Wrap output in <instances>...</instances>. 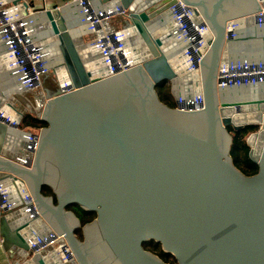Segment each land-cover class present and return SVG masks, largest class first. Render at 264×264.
Instances as JSON below:
<instances>
[{"label":"water","instance_id":"95a60500","mask_svg":"<svg viewBox=\"0 0 264 264\" xmlns=\"http://www.w3.org/2000/svg\"><path fill=\"white\" fill-rule=\"evenodd\" d=\"M177 1L121 0L129 12L138 65L112 78L102 61L94 62L100 70L88 65L87 58L100 52L85 43L86 31L79 25L75 30L73 8L40 9L34 2L14 1L24 5L27 15L29 7L38 13L26 20L34 23L33 37L47 54L48 68L69 91L50 98L42 110L40 119L48 127L39 135L31 171L2 157L4 139L18 134L24 139V133L0 123V174L5 175L0 180L12 181L22 203L16 181L23 183L37 209L36 219L22 208L19 221L16 212L3 213L5 252L30 253L28 240L56 231L65 236L78 264H167L145 249L150 241L160 243L176 264H264V149L261 154L255 150L257 140L264 145V85L217 87L221 65L264 58V16L261 27L258 23L262 1L181 0L213 33L201 68L191 72L184 66L186 45L176 40L178 25L169 12ZM247 21L253 29L244 35ZM178 53L181 58L173 59ZM0 58V94L10 99L18 88L1 43ZM5 83L12 88L7 94L1 91ZM163 83L172 86L175 98L203 93L205 110L171 109L156 92ZM246 90L253 100H243ZM6 110L21 125L24 114L13 104ZM250 114L256 121L235 119ZM248 127L260 128L248 138L249 156L259 167V174L249 177L234 164L229 132ZM48 186L57 204L43 196ZM12 202L18 205V199ZM74 205L96 213L97 219L82 226L69 210ZM81 229L83 241L77 234ZM53 261L34 254L27 264Z\"/></svg>","mask_w":264,"mask_h":264},{"label":"built area","instance_id":"2783aa9c","mask_svg":"<svg viewBox=\"0 0 264 264\" xmlns=\"http://www.w3.org/2000/svg\"><path fill=\"white\" fill-rule=\"evenodd\" d=\"M15 0H0V43L4 44L8 51V71L16 81L17 91L13 95H29L43 88L46 78L52 73L48 68L49 62L45 51L40 42H37L32 28L33 21L26 20L27 16L38 14L32 8H28L27 15L24 5H14ZM110 1V0H108ZM261 2V12L258 14L259 26H262L264 16V0ZM28 6L34 2L35 8L52 9L53 6L71 7L75 15L74 18L79 22V28L88 32V38H84L87 45H91L100 52L101 61L108 69V77L127 72L136 68L137 63L134 59V49L129 48L126 41L130 37L127 30H121L116 20L123 19L128 24L129 12L121 7V0H111L115 2L114 6L99 9L95 7V2L91 0H35L27 1ZM50 2L52 7L49 8L47 3ZM104 0H99L103 4ZM40 4V5H39ZM58 10V9H57ZM178 29L176 39L186 45L184 52L185 67L188 71H196L201 68L203 57L210 50L213 33L208 24L199 21L196 17L195 9L184 4L181 0L169 8ZM128 26V25H127ZM129 27V26H128ZM233 30L239 28V24H232ZM78 28H76L77 30ZM211 36V40L210 37ZM237 35L231 34L232 38ZM209 38L210 41L207 40ZM217 87L221 90H230L233 88H243L246 86H263L264 85V58L259 62L240 61L221 65L217 71ZM69 91L67 83L64 86L59 83V90L55 94L43 95L37 104L38 110H44L46 102L55 96ZM12 95V96H13ZM48 95L50 96L48 98ZM12 98V97H11ZM10 98V99H11ZM175 98V97H174ZM13 100L15 98L13 97ZM175 109L183 112H197L205 110L204 94H182L175 98ZM8 110L0 108V123L10 128H15L24 133L26 149L20 155H15L11 160L23 166L25 169L33 170V158L38 150L39 135L34 134L31 130L21 128ZM17 189L20 190L24 203L19 208L24 209L31 219H36L37 209L35 207L34 197L26 189V186L20 181H16ZM23 202V200H22ZM17 204L13 203L9 197L5 181L0 180V216L4 212L16 211ZM31 248L30 253L23 250L11 252L10 264H27L33 258L34 254H40L44 259L51 260L52 264H78L75 260L74 253L68 245L65 236H59L56 231H50L46 235H34L28 240ZM58 254V258L56 256Z\"/></svg>","mask_w":264,"mask_h":264},{"label":"trees","instance_id":"16d2710c","mask_svg":"<svg viewBox=\"0 0 264 264\" xmlns=\"http://www.w3.org/2000/svg\"><path fill=\"white\" fill-rule=\"evenodd\" d=\"M60 1V0H58ZM156 92L159 95V98L162 103L166 104L171 109H175V99L173 93L171 92L170 85L168 83H163L156 88ZM48 127V123L42 121L40 118H37L32 115L24 117L21 122V128L32 129L42 131ZM258 128L248 127L243 131L236 132L233 128L229 129L230 134L232 135L233 145L231 148V157L234 160L235 166L247 177L255 176L259 173L258 165L252 160L249 156L250 148L247 145L246 138L250 133L257 131ZM42 194L45 197H53L55 204L58 203L57 196L54 195L53 190L48 186L44 187ZM69 210L74 212L78 219L81 221L82 226L89 224L97 219V214L93 212L84 211L79 206H71ZM80 237V241H83L82 230L77 233ZM145 249L149 252L155 253L161 260L165 263L176 264L177 261L171 254H166L160 243L155 241H150L145 244Z\"/></svg>","mask_w":264,"mask_h":264},{"label":"crops","instance_id":"0c3cea01","mask_svg":"<svg viewBox=\"0 0 264 264\" xmlns=\"http://www.w3.org/2000/svg\"><path fill=\"white\" fill-rule=\"evenodd\" d=\"M27 1H30V0H27ZM32 1H35V0H32ZM111 1V0H110ZM110 1H108V0H104V3L101 5V4H99V0H94V2H95V7H97V8H99V9H103V8H106V7H110V6H114L115 5V2H112V4H111V2ZM48 3H50V2H48ZM40 5V4H39ZM71 14L72 15H75L74 14V12H71ZM201 18H203V17H200L199 16V18H197L199 21L200 20H202ZM73 20H75V18H74V16H73ZM78 20H76V22H77ZM117 21V25H118V27H120V29H122V26L123 25H126L127 26V24H126V22L125 21H123V19H119V20H116ZM246 24L247 25H245V27L243 28V34L244 35H248L249 34V32L251 33V31H252V27H251V25H253V23H249L248 21L246 22ZM77 26H78V22L76 23V27H75V30H76V28H77ZM127 29H129V27H127ZM86 39L88 38V32H87V28H86ZM208 37H210V40H211V36L209 35ZM207 40L208 41H210L209 40V38H207ZM38 42H40L39 40H38ZM133 42V40H132V37H129L128 38V40L126 41V43H127V45L129 46V48H133L134 50H135V46H134V43H132ZM41 43V42H40ZM131 43V44H130ZM210 45H211V43H210ZM209 45V46H210ZM211 47V46H210ZM239 48H236V50L235 51H237ZM210 51V50H209ZM181 58V57H180ZM88 60V65H90L91 67H94V62H95V60H100L101 61V57H100V55L99 54H97V53H95V54H92V57H88L87 58ZM7 63V62H6ZM101 63H103V61L101 62ZM8 64V63H7ZM186 81H188V80H186ZM174 96V95H173ZM175 99V98H174ZM3 146H2V152H1V154H2V157L3 158H5L6 160H12L13 158H14V156L15 155H17V154H20V153H23L24 152V147H23V145H24V139L18 134L17 136H14L13 138H11V137H6V139H4V141H3ZM23 144V145H22ZM5 173H10V172H7V171H4ZM0 176H5V175H2V174H0ZM3 181H5V185H6V187H7V190H8V194H9V197H10V199L12 200V201H15V200H17L18 199V205H17V209H16V217H15V221L16 220H18V218L19 217H21V216H23V215H20L19 213H18V211H20V204L22 203V200L18 197L19 196V194H18V192L16 191V189H15V187H14V185H13V183H12V181H10V179L8 178V177H3V178H1ZM18 215H20V216H18ZM2 216H0V218H1ZM20 220V219H19ZM18 220V221H19ZM1 243H2V239H1V237H0V264H10V255H11V252L10 253H7V252H5L4 251V249L1 247Z\"/></svg>","mask_w":264,"mask_h":264},{"label":"rangeland","instance_id":"374dc122","mask_svg":"<svg viewBox=\"0 0 264 264\" xmlns=\"http://www.w3.org/2000/svg\"><path fill=\"white\" fill-rule=\"evenodd\" d=\"M115 25H117V24L115 23ZM127 27L128 26L123 25L121 30H127ZM132 43H134L135 47L137 46V44H135V41H133ZM140 53H142V52L140 51ZM2 63H3V61H2ZM98 63L94 64V66L97 65ZM96 68H99L98 65H97ZM99 70H100V68H99ZM186 80H187V78L185 79L184 82H185L186 85H188L190 83V81L188 82ZM5 85L6 86L4 87V90H1V91H3L6 94V89L7 88H11V87H10L9 84L5 83ZM171 87L172 86L170 85V89H171ZM58 90H59V80L56 79V77L54 76V73L52 72L46 78V81H45V84H44L43 88H41V89H39V90H37L35 92L29 93V95H20V96H18V95L14 94L11 99H8V98H3L1 96V94H0V108L6 109L8 104H11V105L13 104L14 107L19 112L24 114V117H26V116H28L30 114V115L35 116L37 118H41L42 111L38 110V107H37L38 105L37 104L39 103V101L41 100L43 95H46V94L52 95V94H55L56 92H58ZM13 97L15 98V100H13ZM49 97L50 96L48 95V98ZM3 99H5V100H3ZM31 131L34 134H36V135H41V132H42V131H39V130H32V129H31ZM250 135H251V133L246 138L247 144H248V141H249L248 138H249ZM78 238L80 240L79 236H78Z\"/></svg>","mask_w":264,"mask_h":264},{"label":"bare ground","instance_id":"6f19581e","mask_svg":"<svg viewBox=\"0 0 264 264\" xmlns=\"http://www.w3.org/2000/svg\"><path fill=\"white\" fill-rule=\"evenodd\" d=\"M47 5H48L49 8L52 7V4H51V3H47ZM0 61L2 62V59H1V58H0ZM1 65H2V64H0V67H1ZM0 80H1V76H0ZM3 82H4V81H2L1 83L4 84ZM10 89H12V88H7V89H6V94H7V92L11 91ZM14 93H15V92H14ZM12 95H13V93H12ZM12 95H11V97H12ZM11 97H10V98H11ZM230 97H231V96H230ZM238 97H239V96H237V95H233L231 98H238ZM39 102H40V101H39ZM40 103H41V102H40ZM11 113L13 114V113H15V112L13 111V112H11ZM15 114H16V113H15ZM224 114H225V115H228V114H230V112H228L227 110H225V111H224ZM233 117H235V116H233ZM235 119H236V121H237L238 123H240V124L243 123L244 121H247V120L250 121V123L256 121V118L254 117V115H251V114L248 115L247 118H244V117H243V118L235 117ZM28 130H31V129H28ZM255 143H257V144H256V149H255V150L257 151V153L259 152V153L261 154V153L263 152L264 145H262V143H260L259 140H257Z\"/></svg>","mask_w":264,"mask_h":264},{"label":"flooded vegetation","instance_id":"af4514ba","mask_svg":"<svg viewBox=\"0 0 264 264\" xmlns=\"http://www.w3.org/2000/svg\"><path fill=\"white\" fill-rule=\"evenodd\" d=\"M78 22V21H77ZM78 24H79V22H78ZM177 40V39H176ZM177 41H179V42H181L180 40H177ZM177 43V46L178 47H181V44L180 43ZM181 43H183V42H181ZM184 44V43H183ZM185 45V44H184ZM185 49H186V46H185ZM185 49H184V52H185ZM183 55H184V53H183ZM176 58H173V59H177V60H179L180 59V53H178V55H176L175 56ZM183 58H184V56H183ZM184 66H185V58H184ZM252 92H253V89H250ZM241 95L244 97V99L243 100H247V99H250V100H253V96L254 95H250L249 94V92L246 90L245 92H243V93H241ZM175 102V101H174ZM255 128V127H254ZM260 130V128H258V130L257 131H255V132H258ZM82 230V229H81ZM82 236H83V230H82Z\"/></svg>","mask_w":264,"mask_h":264}]
</instances>
